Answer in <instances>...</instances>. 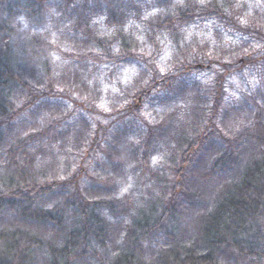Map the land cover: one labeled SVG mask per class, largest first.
<instances>
[{
  "label": "trees",
  "instance_id": "1",
  "mask_svg": "<svg viewBox=\"0 0 264 264\" xmlns=\"http://www.w3.org/2000/svg\"><path fill=\"white\" fill-rule=\"evenodd\" d=\"M260 2L0 0V264H264ZM207 20L236 40H185ZM51 23L84 61L58 67ZM97 64L137 68L108 112Z\"/></svg>",
  "mask_w": 264,
  "mask_h": 264
},
{
  "label": "rangeland",
  "instance_id": "2",
  "mask_svg": "<svg viewBox=\"0 0 264 264\" xmlns=\"http://www.w3.org/2000/svg\"><path fill=\"white\" fill-rule=\"evenodd\" d=\"M189 0H178L179 5H184ZM200 4H207L210 0H195ZM225 2L226 0H220ZM232 3L237 5L238 10L244 9L246 10L249 15L255 11V9H261V2L260 0H232ZM160 12L158 10H149L143 13V18L141 21H133L131 23V29L133 35L139 40L140 44H144L145 40V25L143 21L146 22L157 16ZM98 28L102 32H106V28L101 21H98ZM28 27V26H26ZM64 31L67 32V29L63 27L62 24L51 23L45 29L40 30L39 32L48 33L52 38L57 42V38L59 39V52L57 53L56 60L59 62L61 67L62 65L69 64L73 61H84V50L78 49V47L71 43L67 37H62ZM222 40L223 43H228L231 41L236 40V36L230 33L224 26L220 25L215 20H207L198 22L195 25H192L189 28H186L184 32V38L186 41H213L219 38ZM77 53V54H76ZM170 55L169 47L166 48L165 51V59H168ZM114 70L109 65L105 64H97V71H95V76L98 78L102 86V91L104 93L102 103L100 104L101 111H107L110 109L111 100H113L114 96L118 92V86H127L129 83L133 81V79L137 76V68L136 67H128L123 70ZM200 77H209L208 73H199ZM260 84L259 77H255L252 80H241L236 82L235 88L231 93V97H235L237 99H241L244 93L250 92L258 88ZM147 107H145L144 111L141 112L142 116L147 117L149 116L146 113ZM151 115V114H150ZM158 161H155V163ZM129 186L127 190L123 191V195L129 194L131 198H135L136 200L140 199V196L143 195V191L146 190L141 183L137 179L131 178L128 182Z\"/></svg>",
  "mask_w": 264,
  "mask_h": 264
}]
</instances>
